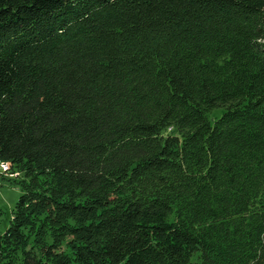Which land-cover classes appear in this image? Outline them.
Wrapping results in <instances>:
<instances>
[{"label": "trees", "instance_id": "1", "mask_svg": "<svg viewBox=\"0 0 264 264\" xmlns=\"http://www.w3.org/2000/svg\"><path fill=\"white\" fill-rule=\"evenodd\" d=\"M1 162L0 264H264V0H0Z\"/></svg>", "mask_w": 264, "mask_h": 264}, {"label": "rangeland", "instance_id": "2", "mask_svg": "<svg viewBox=\"0 0 264 264\" xmlns=\"http://www.w3.org/2000/svg\"><path fill=\"white\" fill-rule=\"evenodd\" d=\"M212 119V115H210ZM9 169L3 170L0 167V233L4 232L12 216V209L21 194V188L17 184H11L2 174L11 176ZM14 175V174H13Z\"/></svg>", "mask_w": 264, "mask_h": 264}, {"label": "built area", "instance_id": "3", "mask_svg": "<svg viewBox=\"0 0 264 264\" xmlns=\"http://www.w3.org/2000/svg\"><path fill=\"white\" fill-rule=\"evenodd\" d=\"M0 167H2L3 170H7L10 167V164L8 162H1Z\"/></svg>", "mask_w": 264, "mask_h": 264}]
</instances>
